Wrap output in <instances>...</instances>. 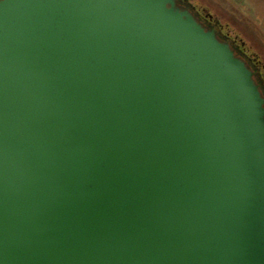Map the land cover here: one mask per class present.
<instances>
[{
  "label": "water",
  "instance_id": "water-1",
  "mask_svg": "<svg viewBox=\"0 0 264 264\" xmlns=\"http://www.w3.org/2000/svg\"><path fill=\"white\" fill-rule=\"evenodd\" d=\"M189 0H0V264H264V85Z\"/></svg>",
  "mask_w": 264,
  "mask_h": 264
},
{
  "label": "rangeland",
  "instance_id": "rangeland-1",
  "mask_svg": "<svg viewBox=\"0 0 264 264\" xmlns=\"http://www.w3.org/2000/svg\"><path fill=\"white\" fill-rule=\"evenodd\" d=\"M221 15L264 64V0H195ZM217 12V14H216ZM220 17V16H218ZM262 56V57H261Z\"/></svg>",
  "mask_w": 264,
  "mask_h": 264
},
{
  "label": "flooded vegetation",
  "instance_id": "flooded-vegetation-1",
  "mask_svg": "<svg viewBox=\"0 0 264 264\" xmlns=\"http://www.w3.org/2000/svg\"><path fill=\"white\" fill-rule=\"evenodd\" d=\"M189 1L193 4L195 10L200 13L202 20L207 19L212 24L215 23V21H219L218 29L221 30V32L226 35L231 40V42L239 46L242 53L247 57V62L249 60L250 67L256 70L259 79L262 81V85H264V64L260 57L255 52H253L250 47L247 46L246 42L243 41L240 36L233 32L229 24L223 22L222 19L215 15V13L212 12L207 6L201 5L200 3L195 2V0Z\"/></svg>",
  "mask_w": 264,
  "mask_h": 264
},
{
  "label": "trees",
  "instance_id": "trees-1",
  "mask_svg": "<svg viewBox=\"0 0 264 264\" xmlns=\"http://www.w3.org/2000/svg\"><path fill=\"white\" fill-rule=\"evenodd\" d=\"M211 10V9H210ZM216 14H217V12H216ZM218 16H220V18H223V17H221V15L218 13ZM262 57V56H261ZM261 60H263V57L261 58Z\"/></svg>",
  "mask_w": 264,
  "mask_h": 264
}]
</instances>
